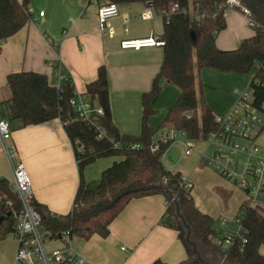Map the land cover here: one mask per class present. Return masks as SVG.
<instances>
[{
	"label": "crops",
	"instance_id": "obj_1",
	"mask_svg": "<svg viewBox=\"0 0 264 264\" xmlns=\"http://www.w3.org/2000/svg\"><path fill=\"white\" fill-rule=\"evenodd\" d=\"M107 1L29 0L32 19L0 42V100L8 96V90L7 95L5 91L8 73L38 72L46 75L52 84L57 68L70 79L74 91L83 95L86 84L95 79L97 68L102 65L108 78L112 122L121 134L138 135L141 95L150 88L163 52L161 46L134 50L122 48L120 42L159 35L162 18L143 3L122 4L118 5V15L110 18L107 28L101 31L97 11ZM225 23L226 27L215 38L219 49H235L254 33L246 27V18L237 11H228ZM250 78L251 74L201 68L195 71L196 93L198 97L202 93L216 115H224L234 105L237 91L246 88ZM178 94L175 85L161 80V89L150 103L155 112L147 119L149 126L158 127ZM5 144L14 149L17 161L24 165L34 199L53 213H67L77 189L78 171L71 143L60 121L53 119L11 129ZM178 147L181 153V145ZM167 149L162 164L191 183L194 205L212 217L213 228L217 236L221 235L222 219L232 221L240 206L248 203L245 192L200 162L195 149L188 157L173 162ZM116 160L119 157L96 159L84 167L83 179L97 181L101 172ZM0 176L8 181L12 177L1 139ZM165 208L162 194L133 198L109 224L107 236L93 234L86 240L73 236L69 250L78 251L88 264H150L154 259L168 264L184 261L186 249L176 231L160 223ZM235 228L232 223L227 225L230 232H235ZM17 246L13 235L0 240V264H20L15 259ZM48 246L60 248L63 240H49ZM198 248L202 262L193 264H244L228 261L224 255L221 257L200 245ZM259 253L264 255V245L259 247Z\"/></svg>",
	"mask_w": 264,
	"mask_h": 264
},
{
	"label": "trees",
	"instance_id": "obj_2",
	"mask_svg": "<svg viewBox=\"0 0 264 264\" xmlns=\"http://www.w3.org/2000/svg\"><path fill=\"white\" fill-rule=\"evenodd\" d=\"M29 0H0V42L15 34L32 14ZM117 5L143 3L160 13L163 58L150 88L141 95L140 132L121 134L111 119L108 102V78L100 65L96 77L88 82L83 95L103 109L98 123L77 118L68 100L74 96L70 80L56 87L46 75L33 71L8 73V96L0 100V119L11 129L58 119L68 137L78 171V185L71 209L56 214L32 197L31 204L40 217V227L49 240L61 239L64 233L88 239L93 234L105 237L109 224L133 198L162 194L166 208L160 223L176 231L186 249L187 259L194 253L185 242V229L176 216L175 205L190 226L198 245L225 256L228 261L244 264H264L259 247L264 245V208L241 205L238 211L241 230L233 234L232 244L225 253L215 245L217 236L213 219L194 205L191 188H185L180 173L165 168L162 156L166 145L152 149L153 136L159 129L173 127L193 140L206 137L216 130V113L206 104L195 87V71L211 68L222 72L249 75L248 84L254 105L264 103V0H240L253 22L254 33L244 38L235 49L222 50L216 46V35L226 27L222 7L226 0H108ZM175 85L179 94L165 113L157 128L147 124L155 111L151 100L161 89V80ZM138 144V148L132 145ZM119 157L105 168L97 181L83 179L84 167L98 158ZM20 200L8 180L0 176V240L13 235ZM242 239L245 240L242 243ZM150 264H168L154 259Z\"/></svg>",
	"mask_w": 264,
	"mask_h": 264
},
{
	"label": "built area",
	"instance_id": "obj_3",
	"mask_svg": "<svg viewBox=\"0 0 264 264\" xmlns=\"http://www.w3.org/2000/svg\"><path fill=\"white\" fill-rule=\"evenodd\" d=\"M29 9V8H28ZM223 15L228 11H242L248 17V24L253 26L249 18V11L244 8L240 0H226L222 7ZM30 12V9H29ZM42 15V12L38 13ZM118 15V5L106 2L98 7L97 17L99 29L104 31L110 18ZM163 41L159 35H152L139 39H123L120 42L122 48L138 50L143 47L162 46ZM70 80L57 68L54 71L52 85L60 87ZM251 89L246 88L237 91V99L224 115H216V130L199 140L190 139L185 132L173 127L159 129L152 139V149L159 145L167 148L173 143L181 145V157L189 156L194 152L197 141L205 143L204 149L199 154V160L212 168L224 179L231 181L247 196L248 207H264V145L257 140L264 134V103L254 105ZM69 107L77 118L87 120L94 124L99 135H102L103 127L98 123V118L103 115L100 105L94 103L85 95L74 92V96L68 100ZM10 124L0 119V139L2 152L5 155L12 177L9 181L11 189L20 200V208L17 213L13 236L18 246L15 259L20 264H88L78 251L70 249V239L67 233L61 236L63 246L60 248L46 247L47 237L40 227V217L31 204L32 189L24 165L17 161L14 149L8 147L5 142L10 138ZM138 144L132 148H138ZM164 154V153H163ZM185 188H191V183L181 178ZM222 234L214 238V243L222 253H225L232 244L233 234L241 230L240 218L236 216L232 221L222 219ZM235 225V232L227 229V224ZM245 240L242 239V243ZM124 250V248H122Z\"/></svg>",
	"mask_w": 264,
	"mask_h": 264
},
{
	"label": "rangeland",
	"instance_id": "obj_4",
	"mask_svg": "<svg viewBox=\"0 0 264 264\" xmlns=\"http://www.w3.org/2000/svg\"><path fill=\"white\" fill-rule=\"evenodd\" d=\"M241 15H243L246 18V27H248L249 29H251L254 32V27H250L248 24V17L244 14V12L242 11L240 13ZM7 89L5 88V91ZM6 95H7V91H6ZM257 142L260 145H264V134H261L260 137L258 138ZM178 145H180L179 143H173L172 145H170V147L167 149V151H169V160L171 162L180 159L181 157V153H180V147H178ZM205 143L203 141H197L196 145H195V152L197 153H201V151L204 149ZM188 157V156H187ZM168 161V160H167ZM208 167V166H207ZM213 170V169H212ZM217 224V223H216ZM227 225H231V223L229 222ZM48 241L49 239L47 238L46 240V247L48 250L51 249V247L48 246Z\"/></svg>",
	"mask_w": 264,
	"mask_h": 264
},
{
	"label": "water",
	"instance_id": "obj_5",
	"mask_svg": "<svg viewBox=\"0 0 264 264\" xmlns=\"http://www.w3.org/2000/svg\"><path fill=\"white\" fill-rule=\"evenodd\" d=\"M175 212H176V216L179 218L182 226L185 229V242L188 246L191 247L192 252L194 253V257L184 264H193L195 262L201 263L202 259L200 255V249L198 248V242L193 239L191 228L185 221L184 215L180 212L177 204L175 205Z\"/></svg>",
	"mask_w": 264,
	"mask_h": 264
}]
</instances>
